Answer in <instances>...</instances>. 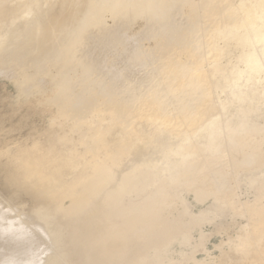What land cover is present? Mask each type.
<instances>
[{"label":"bare ground","instance_id":"6f19581e","mask_svg":"<svg viewBox=\"0 0 264 264\" xmlns=\"http://www.w3.org/2000/svg\"><path fill=\"white\" fill-rule=\"evenodd\" d=\"M255 20L253 6L236 0H0V79L14 85L12 104L34 101L55 109L77 128L97 113L103 119L112 115V122L125 134L137 133L136 124L145 122L160 124L175 136L186 131L192 135L220 113L209 66L220 56L213 34ZM41 37L55 38L57 44L43 50ZM105 136L98 130L94 146L99 147ZM237 140L238 147L224 148L218 155L205 154L198 146L187 149L197 156L183 163L187 174L179 180L189 178L184 186L197 204L204 207L216 201L234 214L248 216L249 240L235 244L245 252L264 237V192L259 190L252 202L239 198L237 176L264 169V134L246 132ZM60 141L73 143L65 136ZM129 142L108 152L104 162L94 166L95 174L76 180L54 206L40 202L26 207L19 190L4 193L0 176V264H71L65 241L73 229L59 216L82 210L104 191L108 202L102 214L108 226L93 239L103 255L124 250L135 235L134 245L136 241L144 250L127 264L152 260L161 264L172 249L179 255L193 251V238L200 229H180V236L170 235L167 224L182 207L166 180L154 184L152 166L138 164L137 173L124 174L125 189L108 190L115 178L113 168L122 163ZM94 151L88 148L84 157L95 159L99 152ZM128 192L134 197L126 203L123 196ZM155 230L163 231L164 239L148 245Z\"/></svg>","mask_w":264,"mask_h":264},{"label":"rangeland","instance_id":"374dc122","mask_svg":"<svg viewBox=\"0 0 264 264\" xmlns=\"http://www.w3.org/2000/svg\"><path fill=\"white\" fill-rule=\"evenodd\" d=\"M236 2L240 5L251 4L255 11L256 20L241 28L225 26L213 34L214 49L220 51V56L217 62L209 66L213 71L215 100L220 106V113L213 115L209 119L212 121L206 125L207 140L211 137L218 139L214 134L215 132H212V127H209L216 125L221 138H223L219 140L218 144L223 146L224 143V145L232 148L235 147L236 136L240 135L238 133H264V0H236ZM39 40L43 50L57 44L55 38L41 37ZM14 90L13 83L0 79V176L5 183L4 188L2 186L6 191L4 193L8 195L13 188L19 190L18 193L24 200L26 207L32 203L40 202L52 204V206L56 205L64 191H67L76 180L88 176L94 170L95 165L102 164L106 154L115 152L121 145V141L123 143L129 139H136L134 136L136 133L133 135L130 133L126 136L121 126L113 123L114 117L109 114L103 119V116L95 113L85 120V125L82 128H77L74 121L60 117L55 109H45L34 101L27 105H14L11 101V94L14 93ZM26 117L27 119H25ZM231 122L234 127L231 126ZM142 123L145 122L136 124L138 133L143 130V128L142 130L139 128ZM229 128L232 130L229 131ZM98 130L99 133L103 136L106 134V136L101 145L95 147L93 137ZM154 131L155 126H152L149 132L152 139L154 138L152 135ZM146 134L143 135L145 137L143 139L146 142L153 141L148 138L149 134ZM64 136L72 140L73 143L61 142L60 138ZM104 146H106L105 149ZM220 146L219 148L213 146L212 150H209V155L220 153ZM88 148L99 152L98 157L93 160L91 155L84 157ZM214 151L216 152L214 153ZM142 161L151 166L155 162L152 158L147 157L143 158ZM91 163L93 165H90ZM163 167L159 173V178L167 177L168 164L163 165ZM53 173L55 176L52 175ZM241 191L244 193V199L248 196L253 198L251 191L250 194H246V186L243 185ZM184 195L191 206V208H187L189 211L185 212L190 221L186 224H175L181 230L184 229L183 227L190 229L199 225L200 218L194 213H198L199 209L203 207L194 201L192 194L184 193ZM102 210L103 206L97 207L91 203L82 210L60 214L59 221L64 225L72 226L73 229V234L65 241L70 252V257L67 260H70L71 264H78L80 261L79 264H103L105 261L106 264H127L130 257L136 256L133 247L131 249L127 247L124 250L119 249L118 255L112 253L109 254L111 256H105L101 253L102 249L93 245L94 237L101 236L108 226ZM207 210H210V207ZM213 210L216 211L215 208ZM215 221L217 224L220 222L228 223L231 227L229 232L233 235L236 222L234 223L231 218H219ZM236 221L240 222L241 219L238 218ZM173 225V223L167 224L168 232ZM181 230L177 229L176 235H180ZM204 230L212 232L214 226L211 223H206ZM156 231L150 233L154 239L148 245L154 243L158 245L159 242L163 241L164 238L162 239V237L165 233ZM141 232H146L145 235L148 236L146 227H142ZM194 236L198 237L197 233ZM195 237L192 236L195 241V248L193 251L192 249L188 251L189 255L188 253L179 255L172 249L170 257L164 258L161 264H166V262L169 264H198L199 258L205 256V249L200 250V248L205 246L199 248L200 241ZM221 239L220 235H214L210 243L208 239L206 240V244L208 242L206 247L214 250L213 244H218ZM156 244L154 245L156 246ZM129 246L132 245L128 244ZM175 248L177 251L180 250L179 245ZM127 252L129 255L126 256ZM192 253H196V255ZM214 254L218 256L220 252L215 250ZM154 263L157 264L152 260L149 264Z\"/></svg>","mask_w":264,"mask_h":264},{"label":"crops","instance_id":"0c3cea01","mask_svg":"<svg viewBox=\"0 0 264 264\" xmlns=\"http://www.w3.org/2000/svg\"><path fill=\"white\" fill-rule=\"evenodd\" d=\"M211 121L212 120H209L208 122L205 123V125L204 124L201 125L202 127L200 126L198 131L195 132V134L190 135L186 131L180 136L173 135L169 130L164 129L160 124L142 123L140 125V128H143V130L141 129L142 131L139 133L137 130L136 135H134V136H136L135 140H137V141L130 139L129 151L126 153L125 158L123 159L122 163L119 164V166H116L113 168V170L115 172V178L112 181V183L109 185L108 190L109 189H112V190H123V189H125V184L123 181L124 174L128 173L130 171H132L133 173H137L138 168H139V166H137V165L138 164L139 165L145 164V162L142 161L143 158H145V157L152 158L155 161L154 165L152 164V167H151L154 171V177L156 176V178L154 180L155 181L154 184L157 185L161 181L166 180L167 185L170 186L171 190H172V191H170V193L180 201V207L183 208L182 211H180V213L178 215H174L172 217L170 224H172V223L174 225L179 224V223L186 224L187 222H189L190 219L186 217L187 215L185 214V212L189 211L188 209L191 208V206L186 201L185 195H184V193L189 194V192L186 190V188L184 186V182L186 183L189 180V178L187 180H185L184 182H181L179 180L181 177H183L185 174H187L186 168L182 165H183V163H185L191 159L190 156H192V155H193V157L197 156V154L191 155L190 153L187 152V149H189L193 146L200 147L205 154H207V152L209 153V150L212 148V146H216L219 148L218 142H219V140H221L223 138H221L219 131H218V127L216 125H211L209 127H212V132L213 131L215 132L214 134L216 135V137L218 139L211 137L207 140L208 135H207V131H206V129H207L206 125H207V123H209ZM152 126H155V131L153 132L154 134L152 133V135H154L153 139L150 137V134H149L150 130L152 129ZM157 128H159V129H157ZM136 129H137V127H136ZM146 133L149 134L148 138H151L153 141L146 142L143 139V137H144L143 135H145ZM247 133H250V132H247ZM238 134L244 135L245 133L244 134L238 133ZM127 135L128 134H126V136ZM155 135H156V138H155ZM240 135H238V136H240ZM238 136H236V138L234 140L235 141V147H233V148H236L239 145L238 140H237ZM225 138L228 139L227 137H225ZM127 141H125V142H127ZM123 143L121 141V145ZM223 146L220 149L221 152L224 150V148L231 149V147H229L228 145H224V143H223ZM151 152H153V154H151ZM216 155H218V154H216ZM165 164H168V174L166 175L167 177L166 178H159L158 177L159 173L162 171V169L164 168L163 165H165ZM254 173H256V174H254ZM94 174H95V170H92L88 176H92ZM238 176H239V178H238ZM238 176H237V180H238V193H239L238 196H239V198L246 200V201H249V202H252L257 198V195H258L257 193L259 190H263V192H264V169H259V170H254V171H242L241 173L238 174ZM243 185L247 187L246 194L247 193L250 194L249 193L250 191L253 194L252 199L249 196L244 199V193L241 191V188ZM254 186H256V187H254ZM173 192H175V193H173ZM133 197H134L133 193L128 192V193L124 194L123 200L126 203H129L133 199ZM106 202H108L107 191H104L102 194H100L97 198H95L93 200L92 205L97 206V207H99V206L104 207V206H106ZM209 207H210V210H207ZM212 208L213 209L215 208L216 211H214ZM194 214H195V216H198L200 218V220H199V225L198 226L195 225L192 228L198 227L200 229V230H198V233H197L198 236L200 235L197 238L198 239L200 238L199 241L201 240L200 241L201 245L199 246V248L201 246H205L203 248H200V250L205 249V251H204L205 256L203 258H199L200 261L198 264H223V263L224 264H264V237L261 238L257 242V244H255L254 246L247 247L245 249V252H241V251L239 252L235 247V244L238 243L239 239L241 240V242H245V243L249 240L250 232L248 231V224H249L248 216H246L244 214H234V213H232L231 209L224 208L223 206H220V204L216 201H210L209 203L205 204V206L202 207V209L200 211H198V213H194ZM219 218H231L234 221V223L236 222L235 223L236 226L234 227L233 235L229 232L231 230V227L228 223L227 224L224 222H220L219 224L215 223L216 222L215 220L219 219ZM238 218L241 219L240 222L236 221ZM206 223H211L214 226V230L212 232H210V234H209V232L207 233L204 230V224H206ZM174 225H173V227L171 226V231L169 232L173 238L176 237L175 231L177 230V225H175V226ZM237 225H239V227ZM178 228H180V227H178ZM183 228L187 231L192 230V228H190L191 230L186 229L187 227H183ZM235 230H236V232H235ZM179 231H180V229H179ZM138 234L139 233L137 232V235ZM181 234H182V231H181ZM180 235H177V237ZM214 235H220L222 237V239L220 241H222V242H219L218 244H213V247H215V248H214V250H211L208 247H206V245L208 244V242L206 244V240L208 239L210 242L211 238ZM150 237H154V236L151 235ZM131 238H132L131 240L133 242H134V240L137 241L136 235L131 236ZM131 240H130V242H132ZM136 241H135V245L133 242L129 243V244H132V246H130V247L127 246L128 249H131L132 247L136 248L135 249L136 253L138 251H143L142 244H138V242L136 243ZM230 242H232L233 245L229 246L228 244ZM134 246H136V247H134ZM215 249L220 252V254L218 256L214 254ZM200 250H199V252H200ZM127 253H126V256H127ZM192 254L196 255L195 253H192ZM260 257H262V258L260 259ZM134 258H136V257H134Z\"/></svg>","mask_w":264,"mask_h":264}]
</instances>
